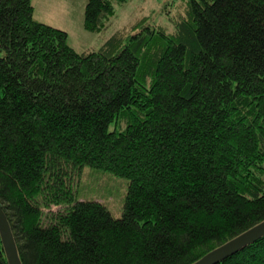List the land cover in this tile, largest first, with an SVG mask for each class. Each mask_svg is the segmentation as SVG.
<instances>
[{"label":"trees","instance_id":"16d2710c","mask_svg":"<svg viewBox=\"0 0 264 264\" xmlns=\"http://www.w3.org/2000/svg\"><path fill=\"white\" fill-rule=\"evenodd\" d=\"M114 13L87 0L84 28ZM34 15L0 0V203L22 264H194L264 221V0H188L175 32L84 53ZM85 168L129 181L122 218L79 198ZM219 264H264V236Z\"/></svg>","mask_w":264,"mask_h":264},{"label":"rangeland","instance_id":"374dc122","mask_svg":"<svg viewBox=\"0 0 264 264\" xmlns=\"http://www.w3.org/2000/svg\"><path fill=\"white\" fill-rule=\"evenodd\" d=\"M115 13L105 20L101 32L84 28L87 0H33L35 19L68 33V42L78 53L100 50L116 33H135L142 24L171 34L176 14L185 12L188 0H130L125 3L109 0ZM113 129V125L111 126ZM129 181L113 174L85 168L76 191L82 200H97L106 205L114 218L120 219L128 193ZM59 207H54L57 211Z\"/></svg>","mask_w":264,"mask_h":264},{"label":"water","instance_id":"95a60500","mask_svg":"<svg viewBox=\"0 0 264 264\" xmlns=\"http://www.w3.org/2000/svg\"><path fill=\"white\" fill-rule=\"evenodd\" d=\"M0 233L10 264H22L17 244L9 220L0 203ZM264 236V221L247 232L212 251L194 264H219L234 255L243 247L256 242Z\"/></svg>","mask_w":264,"mask_h":264}]
</instances>
